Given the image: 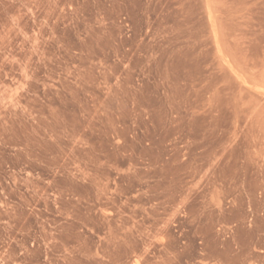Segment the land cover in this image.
<instances>
[{"label": "rangeland", "instance_id": "374dc122", "mask_svg": "<svg viewBox=\"0 0 264 264\" xmlns=\"http://www.w3.org/2000/svg\"><path fill=\"white\" fill-rule=\"evenodd\" d=\"M0 264H264V0H0Z\"/></svg>", "mask_w": 264, "mask_h": 264}]
</instances>
